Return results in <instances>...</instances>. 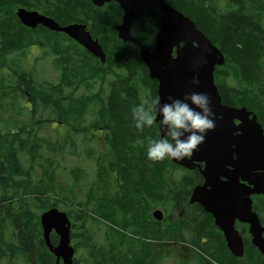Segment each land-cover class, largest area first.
<instances>
[{"label": "trees", "instance_id": "trees-1", "mask_svg": "<svg viewBox=\"0 0 264 264\" xmlns=\"http://www.w3.org/2000/svg\"><path fill=\"white\" fill-rule=\"evenodd\" d=\"M166 1L191 17L224 52L226 62L217 66L215 71V80L223 102L254 110L264 126V0H226L222 7L217 0ZM19 7L39 10L62 25L75 22L87 24L106 51V64L103 65L100 58L65 33L50 30L42 25L37 28L25 26L16 14ZM122 18L123 9L116 1L101 7L95 5L92 0H0V57L3 60L0 64L1 67L8 66L11 77H15L8 83V76L0 79V107H15L18 101L24 98L26 104L33 107L30 117L36 125H42L47 120L54 121L53 118L37 117L38 105L42 104L46 108L52 107L59 123H69V118L74 116L72 120L75 131L84 134L92 130L105 131L108 149L97 158V179L105 185L112 181L121 183L131 194H147L153 197L160 194L165 200L163 205L167 199L171 200L173 195L176 198L178 196L179 201L173 202L178 210L184 203H189L194 187L201 183L203 178L198 171L182 167L173 160L152 162L147 159L148 141L160 136V132L158 125L143 131L133 126L132 109L140 103V86L136 83L139 82L148 89L150 98H156L159 82L150 77L148 67L138 51L130 43L119 38L115 25L120 23ZM160 25L158 19L146 13L133 23L132 32L144 46L153 50ZM64 40L68 43H64ZM37 45L43 49L50 48L58 55L62 74L58 83L37 82L32 70L24 69L18 63H15V66L9 65L7 59L10 54ZM69 51L72 55L68 56ZM105 68L110 72L117 69L122 71L111 84L107 97L103 96V90L79 97L75 95L74 90H77L79 85L108 74ZM230 76H234L236 85L229 82ZM67 87H71L72 92L69 94L65 92ZM94 105L97 107V113L95 111L94 119L89 125H85L87 111ZM32 131L25 126L8 128L7 131L0 130V245L5 252L10 253L8 256L12 259L23 254L32 264H55V256L47 247L43 236L41 217L30 209L29 202L36 197L35 204H39L43 210L58 207L54 193L49 192L53 190V186L47 184L45 179L47 173L54 174L55 170L52 168L53 163L47 159L48 166L44 167L38 184L31 179L30 169H33V164L39 156L37 152L40 150L39 142L33 138ZM25 133L27 136H24ZM56 145V142L49 144L52 149H56ZM27 149H30L31 154V165L28 168L23 165L19 155V150ZM170 167L182 170V176L170 178ZM25 175L26 177L21 179ZM129 201L132 205L120 207L124 214L120 213L118 216L113 212H83L79 207L77 211L68 212L72 222L71 236L75 239L79 234L82 235V244L88 249L87 264H159L158 257L168 252L169 246L162 243L167 235L160 230L163 226L161 220H154L153 227L159 250L152 248V238L149 234L133 230V234L139 235L135 237L129 233V227L140 218L139 211L135 212L133 208L140 200L131 198ZM196 206L200 211H205L200 205ZM253 208L259 213L264 224V195L255 196ZM97 214L99 218L95 217ZM206 214L207 219L205 218L204 222L196 219L188 224L190 240L195 244L200 242L199 238L203 235L214 240L207 247L201 243L195 245V264H264V257L251 242L246 224H240L245 254L237 257L228 248L224 235L214 223L213 216L207 212ZM76 216L83 223L82 227H79L82 233L76 231H79L78 227H75ZM92 219L103 222L107 227L104 243L95 241L93 235L88 233V221ZM172 219L169 214L165 221ZM8 229L13 231V241L6 240L5 231ZM146 229L148 230V227ZM172 233V236H175L177 231ZM51 240L56 243L58 236L53 233ZM75 245L77 247L78 242Z\"/></svg>", "mask_w": 264, "mask_h": 264}, {"label": "water", "instance_id": "water-1", "mask_svg": "<svg viewBox=\"0 0 264 264\" xmlns=\"http://www.w3.org/2000/svg\"><path fill=\"white\" fill-rule=\"evenodd\" d=\"M92 1L97 6L112 1L119 3L123 18L115 29L120 39L131 43L138 51L150 77L158 80L161 103L169 96L182 98L192 91L209 95L216 113V127L208 132L205 141L191 157L181 161L173 159V162L190 170L199 168L204 182L194 187L190 202L201 204L213 215L230 251L237 257L245 254L243 235L236 227V222L240 221L248 224L251 242L264 257V224L253 208L252 197L264 195V126L246 106L223 102L215 71L217 66L226 62L224 52L191 17L166 0ZM146 13L161 24L156 32L154 50L144 46L132 32L133 23ZM16 14L25 26L37 28L42 25L65 33L100 58L102 63L106 62V51L87 24L62 25L49 15L25 7H19ZM194 77L198 84L193 83ZM154 217L163 220V211L155 210ZM41 225L45 242L57 258L56 264H60L61 259L64 264H73L75 247L67 211L51 207L41 215ZM53 231L59 236L57 244L51 240Z\"/></svg>", "mask_w": 264, "mask_h": 264}, {"label": "rangeland", "instance_id": "rangeland-1", "mask_svg": "<svg viewBox=\"0 0 264 264\" xmlns=\"http://www.w3.org/2000/svg\"><path fill=\"white\" fill-rule=\"evenodd\" d=\"M225 1L226 0H217V3L220 7H222L225 4ZM64 43H68V41L64 40ZM69 54L72 55L70 51L67 55L69 56ZM57 59L58 55L55 54L50 48L43 49L37 45L10 54L7 61L10 66H15V63H18L20 67L32 70L35 74L37 82L46 81L58 83L61 81L62 74L61 68L59 66L60 59ZM2 62L3 60L0 57V63ZM102 64L105 65L106 62ZM105 70H107V68H105ZM120 73H122V71L117 69L114 72L108 71V74L103 75L102 78H96L94 80L88 79L89 81L79 85L78 89L74 90V93L77 97H79L83 95H89L91 93L94 94L98 90H103V96L107 97L111 90V84L116 81L118 74ZM3 76H8L7 83L9 80H11V78H15L14 76L11 77V70L8 66L1 67L0 64V79ZM228 80L232 84L236 85V79L234 76H230ZM136 84L137 86H140L138 99L141 101V99L149 97L148 89L142 86V84L139 82ZM65 92L67 94L71 93V87H67ZM7 101L9 102L8 98ZM8 107L6 105L0 107V130L7 131L8 128H21L23 126L27 127L28 130H33V138L35 137L36 141L39 142L40 150L37 152L39 156L36 158V162L33 164V169H30V174L32 177L31 179L35 184H38V181L43 176L44 167L48 166L47 159H50V162L53 163L52 168L55 170V173H47L45 175V179L47 184L53 186L54 191L50 190L49 192L54 193V198L57 199L59 203L58 208L60 210L67 212L73 210L77 211V207H79L83 212L93 211L95 214L97 212H113L118 216L120 213H122L120 207L126 208L127 202L130 200L126 199L124 196H138L137 200H140L139 204L142 211L144 208L143 204L145 202H147L148 210L150 206L153 208L159 205V208H162L167 213V215H169L172 211L174 206V203L171 201L172 199H167V201L164 203L166 207L165 210V207L161 206L165 200H163L160 194H158L157 197L148 196L147 194H145V196L142 194H131L127 192V189L121 183L118 184L112 181L108 185H105L100 179H97L99 174L97 158H100L101 153L108 149V144L104 135L106 133L105 131L96 132L92 130L87 134L75 131L73 129L74 121L72 120L74 116L69 118L71 119V122L69 123H59L56 118V113L52 110V107L46 108L42 104L38 105L37 117L41 119L53 118L54 121L47 120L46 122H43L42 125H36L34 122H32L30 117V110L33 107L28 106L26 104V99L24 98L18 101L15 107ZM96 108L97 107H95V105L89 107L85 116V125H89L94 119L95 111L97 113ZM17 121L19 123H17ZM24 136H27V133H25ZM55 142L57 143L56 149H52L49 144L53 145ZM29 150L30 149L24 151L19 150L20 158L26 168L31 165V154ZM182 174V170L170 167L169 177L172 176L174 178H179L182 176ZM51 175L52 177L50 178L49 176ZM25 177L26 175L22 176L21 179H24ZM119 196H122V198L118 199ZM33 198L36 199V197ZM34 199L29 201L31 203L30 209L35 211L41 217L43 212L46 210H43L39 204H35L36 200ZM81 202L82 204H80ZM187 208L188 210H193L194 207L189 206ZM177 212L178 210L173 209V213L170 215L174 217L177 215ZM147 214L140 213V218L138 217L139 220L135 221L134 224H132L133 226L129 227L128 231H130L129 233L135 237L139 235L133 234V230L136 232L141 231L143 233L149 234L150 238H152V248L159 250L160 248L157 245L159 242H157L156 238L157 235L153 231L154 221L151 220L147 223ZM95 217L99 218V215L97 214ZM165 219L161 221L163 226L160 230L165 232L167 235L165 236L166 239L162 243H165L166 246L169 247L167 253L164 255L161 254L158 257V263L181 264L186 262L189 264H195L197 261L195 260L196 250L194 248L185 249L183 245H169L168 241L177 238V233L175 236H172V232L175 231V224H169V222H166ZM75 222V227H78V229L79 227H82L83 223L78 218V216L75 217ZM146 227H148V230ZM87 228L88 233L93 235L95 241L103 243L105 242L104 233L107 230V227L103 222L94 221V219L89 220ZM80 230L81 229L76 231L78 233H82ZM209 232L211 233V231ZM5 237L8 241H13L15 239V237H13V231L10 229L5 231ZM183 239L188 241L191 239V237L189 238L185 235ZM82 241H84L83 236L80 234L78 237L73 239V244L78 242L76 258L79 261L78 264H87L89 260L88 249L84 246V244H82ZM212 242H214V240L210 239V244H212ZM122 246L125 247L126 245ZM202 254L206 256V253L203 251ZM27 259V256L23 254H20L16 257L14 256L13 261H9V258L3 257L0 259V264H30L29 260Z\"/></svg>", "mask_w": 264, "mask_h": 264}, {"label": "clouds", "instance_id": "clouds-1", "mask_svg": "<svg viewBox=\"0 0 264 264\" xmlns=\"http://www.w3.org/2000/svg\"><path fill=\"white\" fill-rule=\"evenodd\" d=\"M193 83L199 81L194 77ZM160 119H157V117ZM216 113L205 92L192 91L182 98L146 97L132 109L133 126L139 131L158 125L163 135L149 139L146 157L152 162L181 161L198 150L209 131L216 127Z\"/></svg>", "mask_w": 264, "mask_h": 264}, {"label": "flooded vegetation", "instance_id": "flooded-vegetation-1", "mask_svg": "<svg viewBox=\"0 0 264 264\" xmlns=\"http://www.w3.org/2000/svg\"><path fill=\"white\" fill-rule=\"evenodd\" d=\"M160 29V28H159ZM129 43V42H128ZM131 44V43H130ZM132 45V44H131ZM133 46V45H132ZM134 47V46H133ZM155 47V46H154ZM154 50V49H153ZM250 111H252L254 114H256L257 115V117H258V120H259V116H258V114L254 111V110H252V109H249ZM260 121V120H259ZM261 122V121H260ZM263 125V124H262ZM102 131V130H101ZM159 132H160V128H159ZM160 135H161V132H160ZM203 166H204V164H203ZM183 167V166H182ZM193 171H198L200 174H201V172H200V170H199V168H196V169H193ZM201 176H202V174H201ZM202 182L201 183H203L204 182V177L202 176ZM201 183H199V184H201ZM255 196L256 195H253L252 197H253V200H254V198H255ZM126 199H131V198H138V196H124ZM144 197V196H143ZM120 198H122V196H119V198L118 199H120ZM190 198H191V195H190V197H189V203H184V205L180 208V209H178V212H177V215H175L174 217H173V219L171 220V221H168L169 222V224H175V231H177V238H175V239H172V240H169L168 241V243H169V245L170 244H173V245H183L184 246V248L185 249H190V248H194L195 249V245H198V244H203L204 245V247H207V246H209V244H210V237H208V236H206V235H203V236H201L200 238H199V243L198 244H195V242H192V241H190V239L188 240V241H186V240H184L183 239V237L186 235L187 237H189L190 238V231H189V226H188V224L190 223V222H194L193 220H195V219H197L199 222H204L205 221V218L207 217V214H206V210L202 207V205L201 204H199V203H191L190 202ZM171 201L172 202H175V201H179V197L177 196V198H176V196L175 195H173V198L171 197ZM127 205L129 206H131L132 204L130 203V201L127 203ZM144 208H143V211H142V209H141V206H140V204L139 203H136V204H134V211L135 212H138L139 211V214L140 213H148L147 214V223L149 222V221H154V220H157L155 217H154V211L155 210H157V209H160V210H162L163 211V213H164V218H163V220L165 219V218H167V213L162 209V208H159V205H157L156 207H153L152 208V206H150L149 207V210L147 209V202H145L144 204ZM175 203H174V206H173V209L174 210H176L175 209ZM196 205H200L205 211L203 212V211H200L198 208H197V206ZM161 206H163V207H165L164 205H163V203L161 204ZM194 207L193 208V210H188V208L187 207ZM173 209H172V211L170 212V214H172L173 213ZM165 210H166V207H165ZM168 210V209H167ZM168 212H169V210H168ZM68 213V212H67ZM207 213H209V212H207ZM211 214V213H210ZM69 215V214H68ZM212 215V214H211ZM213 216V215H212ZM70 217V216H69ZM149 218V219H148ZM207 219V218H206ZM213 219H214V223H215V218L213 217ZM163 220H161V221H163ZM174 221V222H173ZM173 222V223H172ZM242 222H240V221H237L236 222V227L238 228V230L240 231V224H241ZM216 224V223H215ZM243 224H246V223H243ZM247 225V228H249V226H248V224H246ZM185 226H186V228H185ZM217 228H218V230L220 229L219 228V226H217ZM249 230V229H248ZM71 231H72V222H71ZM220 231L222 232V234L224 235V233H223V231L220 229ZM241 232V231H240ZM53 233H55L57 236H58V234L55 232V231H53L52 233H51V236H52V234ZM44 236V235H43ZM225 237V236H224ZM71 238H72V245L75 247V256H74V263L73 264H78V259L76 258V253H77V250H78V248L76 247V245H75V243L73 244V237L71 236ZM225 240H226V238H225ZM58 241H59V236H58ZM58 241L56 242V243H53V244H57L58 243ZM226 243H227V241H226ZM228 246V245H227ZM48 247V246H47ZM49 248V247H48ZM49 250H50V248H49ZM51 251V250H50ZM4 253V254H1V253ZM52 252V251H51ZM10 254V253H9ZM8 252H5L4 251V249L1 247V245H0V259H2L3 257H7V258H9V261H13L14 260V258L12 259V258H10L8 255ZM54 255V254H53ZM55 256V255H54ZM30 262V264H32L31 263V260L29 261ZM54 262H55V264H56V262H57V258H56V256H55V259H54ZM60 264H64V262H63V259H61L60 260Z\"/></svg>", "mask_w": 264, "mask_h": 264}]
</instances>
